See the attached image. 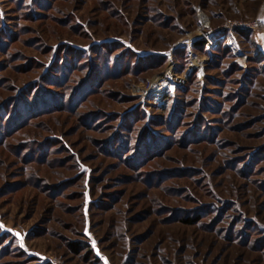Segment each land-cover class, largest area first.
Wrapping results in <instances>:
<instances>
[{
	"label": "rangeland",
	"instance_id": "obj_1",
	"mask_svg": "<svg viewBox=\"0 0 264 264\" xmlns=\"http://www.w3.org/2000/svg\"><path fill=\"white\" fill-rule=\"evenodd\" d=\"M263 4L0 0V264H264Z\"/></svg>",
	"mask_w": 264,
	"mask_h": 264
},
{
	"label": "built area",
	"instance_id": "obj_2",
	"mask_svg": "<svg viewBox=\"0 0 264 264\" xmlns=\"http://www.w3.org/2000/svg\"><path fill=\"white\" fill-rule=\"evenodd\" d=\"M240 26V27H246V28H257L260 26V22L259 20H254V21H241V22H236L233 20H230L227 22V27H231V26ZM237 26V27H238Z\"/></svg>",
	"mask_w": 264,
	"mask_h": 264
},
{
	"label": "crops",
	"instance_id": "obj_3",
	"mask_svg": "<svg viewBox=\"0 0 264 264\" xmlns=\"http://www.w3.org/2000/svg\"><path fill=\"white\" fill-rule=\"evenodd\" d=\"M258 19L260 20L261 22V25H262V29L261 31L259 32V36H260V45H261V48L264 50V4L263 6H261V8L258 10Z\"/></svg>",
	"mask_w": 264,
	"mask_h": 264
},
{
	"label": "bare ground",
	"instance_id": "obj_4",
	"mask_svg": "<svg viewBox=\"0 0 264 264\" xmlns=\"http://www.w3.org/2000/svg\"><path fill=\"white\" fill-rule=\"evenodd\" d=\"M201 33H203V31H201Z\"/></svg>",
	"mask_w": 264,
	"mask_h": 264
}]
</instances>
